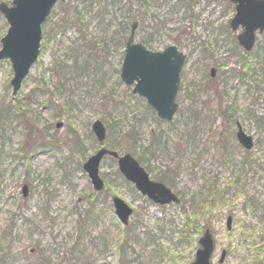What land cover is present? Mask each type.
<instances>
[{
	"label": "rangeland",
	"instance_id": "1",
	"mask_svg": "<svg viewBox=\"0 0 264 264\" xmlns=\"http://www.w3.org/2000/svg\"><path fill=\"white\" fill-rule=\"evenodd\" d=\"M5 1L10 4L12 0ZM174 1L160 2V16L169 14ZM194 10L198 14L194 23L183 18V11H179L156 33V46L149 47L162 51L177 44L180 51L188 54L176 98L179 108L171 122L156 120L145 109V103L132 93L133 87L121 80L125 51V44L119 43L121 33L111 28L105 31L97 27L95 21L84 31L86 40L94 42L92 51L73 28L58 33L46 46L42 43L39 59L15 97L10 84L11 62L8 59L0 62V113L8 108L15 112L8 122L0 125V240L5 234L14 239L10 251L6 249L9 238L5 239L4 249L0 250V264H36L41 248L52 262L66 259L70 245L64 244L67 233L76 230L78 221L84 216L90 219L89 232L97 243L92 250L88 240L83 256L92 253L94 264H117L119 236L125 226L115 214L114 196L134 208L127 224L130 231L125 248L131 264H190L193 261L200 232H192L182 213V205L161 206L141 195L133 185L124 182L120 173L117 174V162L109 157L100 166L107 187L100 193L93 189L83 164L101 146L92 132L96 119L105 122L107 127L108 124L116 126L112 135L108 128L103 142L106 147L120 141V128L135 126L140 129L141 139L133 147L135 157L144 154L145 148L154 141L151 132L160 131L162 137L153 145L157 156L146 163L148 165L142 163L153 172L165 170L169 165L179 166L177 188L186 192V198L205 181L201 173L189 174L191 166H205L207 172L217 175L223 191L228 192L226 203L205 208V213L196 212L201 226H209L214 233L213 264H264V216L261 210L253 213L251 206L248 208L243 202L247 195L256 200L258 197L264 199V175L260 176L264 174V158L261 160L263 169L251 175L253 178L246 191L236 193L234 188L228 189L233 182L231 166L241 160L244 149L237 141L235 123L230 126L223 116L228 108L248 134L255 140L264 139V33L258 35L255 48L246 55L237 47V32L228 25L235 13L234 4L227 0H197ZM54 12L57 18L58 6ZM52 22L49 19L45 23L46 29ZM8 27L0 13V39ZM183 29L191 35L181 34ZM136 40L140 42L139 34ZM76 57L79 64L87 66L85 71L73 77L76 74L71 70L62 79H56L52 72L55 63L58 65L65 59L72 64ZM212 67L217 70L214 79L210 72ZM224 72L229 78L221 84ZM44 75L51 88V92L45 94L36 89ZM217 84H220L218 94L215 92ZM72 99V105L64 107ZM219 101L223 103V113L222 108L218 109ZM15 109L23 111L31 130L15 117ZM192 109L201 111L200 121L194 120ZM58 121L64 122L61 128L55 126ZM192 126L197 131L194 138H190ZM179 137L188 140L182 152L186 155L183 165L179 163L181 157L171 160L165 149L166 141L175 143ZM52 141L56 144L52 145ZM223 143L228 144L234 154L230 160L221 155ZM258 149L253 151L263 156ZM119 152L124 151L120 149ZM197 169L194 167V171ZM24 184L29 187L27 197L22 193ZM90 198L95 202L93 209H90ZM188 212L192 213L190 207ZM229 214L233 215L231 229L226 227ZM193 216L187 218L193 219ZM191 234L194 241L190 240ZM223 250L227 251V256L219 263Z\"/></svg>",
	"mask_w": 264,
	"mask_h": 264
},
{
	"label": "trees",
	"instance_id": "2",
	"mask_svg": "<svg viewBox=\"0 0 264 264\" xmlns=\"http://www.w3.org/2000/svg\"><path fill=\"white\" fill-rule=\"evenodd\" d=\"M162 1L164 2V0H67L65 2H60L58 5V17L54 18V13L50 18V20L53 21L51 24L52 28L49 26L48 29H45L44 46L48 44L50 39H55L58 33H64L69 28L76 29L77 32L81 35V38L86 40L87 35H85L84 31L87 30L91 21H95L97 27L105 31H110L111 28V30H114V32H120L121 38L119 40V43L124 46L127 39L126 34L130 31L131 22L138 20L140 24L137 30V35L139 34L140 41L142 43L152 48L156 46V33H158L162 27L167 25V21L171 16L177 14L179 11H183V18L190 21L191 23H194L196 17L198 16V14L195 13L194 10L197 0H175L174 3L171 5L169 14L160 16L161 13L159 11V7L162 5L160 3ZM181 34L191 35L186 29H183L181 31ZM116 41L118 42L117 39ZM85 44L87 46H90L89 48L91 51L94 49L92 46L94 44L93 41L89 43V40H86ZM178 44L181 46L182 42L179 41ZM231 54H234V51H231ZM61 60L62 62H59L58 65L55 63V66H53L52 68V72L56 79H62L71 70L74 74H76L73 77H76L78 73H82L83 71H85V68H87V66L85 67L84 63L79 64L80 62L78 61L77 57L74 59L72 64L67 63V60L65 59ZM221 67H223V64ZM226 76L227 75H225L224 72L221 84L225 83ZM44 78L45 75L43 76L42 80L37 82L38 86L36 87V89H39L40 92L44 94L45 92L50 93L51 88ZM67 82L70 83L69 78H67ZM210 82L215 83V81ZM61 86H64V84H61ZM218 86H220V84L215 85L216 93L218 90ZM136 97L142 100L143 102L145 101L141 97ZM195 102H197V100L194 98L193 103L195 104ZM72 103L73 99L72 102L68 101V104L64 107H70ZM222 104V101H219V104L217 105L218 109H221L223 107L221 106ZM145 109L148 112L152 113L156 120L158 119L154 110L146 103ZM13 110L14 109L12 108H8V110H6L5 112L0 113V125L9 121L13 113H15L13 112ZM15 111H17L15 117H17L23 125L29 127V129L31 130V125L25 119V114L23 113V111L19 109H15ZM225 112L226 115L223 116L227 117L228 123L230 124V126H232L235 121V118H233L234 112H230L228 108H225ZM200 113L201 111L192 109L191 114L193 115L192 117L194 118V120L200 121ZM108 128L111 129V135L113 133V130H116V126L112 124H108ZM193 128L194 126H192V133L190 134V138H194L197 135L196 129ZM118 132L120 141H117L116 143L112 144L110 148L114 150L121 149L125 152H131L134 155L135 153L133 152V147L135 146L136 142L141 139L142 131L136 128L135 126H132L124 130L120 128ZM150 135L154 139V141L152 142V144L150 143V147L147 146L145 148L144 154L137 155L138 160L141 163L143 162L145 165H148L146 163H151V160L155 156H157L156 148L153 147V145L158 144V141L162 137V133L156 130L152 131ZM51 143L52 145H55L56 142L52 141ZM165 143V149L169 153V158L171 160H175V157H181V161L179 163L183 165V159L186 157V155L185 153L182 154V152H185L188 140H183L182 137H179V140L175 143H169L168 141H166ZM256 148H259L258 150L259 152L263 153V156H258V154H256V152H254L253 150H244L242 159L239 163H236L232 168L231 175L233 176V182H231L232 186L228 185V189L234 188V190L237 191L236 193L246 191V187L250 183L249 180L253 178V176L251 177V175L257 174L260 169H263L261 162L264 158V139L262 140L258 138L256 140ZM147 150L149 153L147 152ZM226 156L227 159H230L231 153L229 152ZM109 158L115 161L114 158ZM197 165L194 164L189 168V174L197 176V174L201 173V175L205 178V181L200 183L198 186V190L193 192V194L188 198H186L185 191H181L177 188L176 176L178 175L179 166L178 168H175L169 165L166 167L165 170H160L159 172H153L151 168L147 169L148 171L154 174L155 179L166 183L171 188H175L177 194L181 197V205L183 206L182 213L186 216L185 219H187V222L192 227V232L194 233L200 232L202 229V226L197 218L196 212H203L204 208H212L215 204H218L220 202L226 203L227 200L225 198V195L226 193L228 194L226 189L223 191L221 185L218 182L217 175L211 174L206 171L205 167H201L200 165H198L197 167ZM194 167L198 169L194 171ZM118 171L117 174L119 175L120 172ZM262 175L264 174H261L260 176ZM124 182L131 185V183L127 180H124ZM106 187L107 185L105 186V189ZM247 197L248 195L243 201L244 204H246L247 207L248 205H250L251 208H248H250L253 213H257L261 210V216H264V199H260L258 197L256 200L253 196H250L248 198ZM209 198L210 201L207 202ZM89 203L91 206L90 209H93L95 205L94 199L90 198ZM259 205H262V207L259 208ZM188 207H190L192 213L188 212ZM192 215H194L192 217L193 219L187 218V216ZM89 220L90 219L88 218V216H84L78 221L76 230L67 233V241L64 244L70 245H68L69 248L66 252V255H68V257L66 259H64L63 257L58 262H52L50 256H47L45 250L41 248V250H39V256L36 264H94L95 262L93 260L92 253H89L86 257L83 256L85 253L83 247L86 245V242H88V240V243L92 245V250H94V247L97 243L96 238L92 237L91 232H89ZM129 231L130 228L126 225L124 230L120 232V254L117 264H131L128 256V251L125 250ZM6 238H9V242L6 245V249L10 251L11 245H13L14 241V239L11 238L10 234H5L4 238L0 240V250L2 248L4 249V245L6 244L4 241ZM70 240H72V243H70ZM190 240H195V237L192 234ZM100 253L103 254L104 252Z\"/></svg>",
	"mask_w": 264,
	"mask_h": 264
},
{
	"label": "water",
	"instance_id": "3",
	"mask_svg": "<svg viewBox=\"0 0 264 264\" xmlns=\"http://www.w3.org/2000/svg\"><path fill=\"white\" fill-rule=\"evenodd\" d=\"M229 1L235 4L236 9L229 21L230 26L233 31L242 28L237 35L238 43L249 52L255 46L257 32H264V0ZM57 2L58 0H13L11 6L4 2L0 3V12L9 23L8 31L1 39L0 61L9 59L12 63L14 76L11 85L14 96L38 59L43 37L42 24ZM138 24L137 21L132 24L126 41L120 76L127 85L134 86L133 93L144 97L158 117L171 121L178 109L176 96L180 88V73L187 56L180 52L176 45H170L163 51H151L136 42ZM214 74L213 69L212 75ZM62 125V122L56 124L58 128ZM237 126L238 141L244 148L251 149L254 146L253 136L245 132L240 122H237ZM92 130L100 142L106 139V126L101 120L93 122ZM106 155L115 157L125 178L131 181L141 194L155 203L165 205L180 201L167 185L151 179L149 173L131 153L120 154L106 147L91 155L83 165L95 190L101 191L105 185L100 175V164ZM23 193L27 196V186L24 187ZM113 203L118 218L127 224L133 209L119 197H114ZM227 227H232V216L227 218ZM197 244L195 258L190 264H212L215 242L210 228H205ZM225 257L224 250L219 261L223 262Z\"/></svg>",
	"mask_w": 264,
	"mask_h": 264
},
{
	"label": "flooded vegetation",
	"instance_id": "4",
	"mask_svg": "<svg viewBox=\"0 0 264 264\" xmlns=\"http://www.w3.org/2000/svg\"><path fill=\"white\" fill-rule=\"evenodd\" d=\"M27 158L29 159V156H27Z\"/></svg>",
	"mask_w": 264,
	"mask_h": 264
}]
</instances>
